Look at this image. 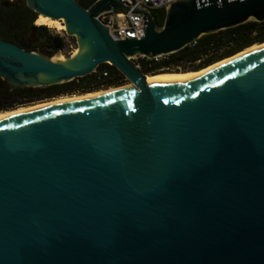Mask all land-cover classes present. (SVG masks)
<instances>
[{"label":"water","instance_id":"1","mask_svg":"<svg viewBox=\"0 0 264 264\" xmlns=\"http://www.w3.org/2000/svg\"><path fill=\"white\" fill-rule=\"evenodd\" d=\"M26 3L77 50L0 38L11 90L103 62L133 86L0 117V264H264V46L182 81L147 82L131 60L262 21L264 0H176L162 25L135 7L144 34L123 39L96 18L121 0Z\"/></svg>","mask_w":264,"mask_h":264},{"label":"trees","instance_id":"2","mask_svg":"<svg viewBox=\"0 0 264 264\" xmlns=\"http://www.w3.org/2000/svg\"><path fill=\"white\" fill-rule=\"evenodd\" d=\"M76 1L88 7L95 0ZM151 11L157 24L162 25L165 9L157 8ZM38 17V13L27 5L26 0H0V38L12 42H23L38 49L45 43H52L54 36L48 27L35 24ZM262 41L264 42V20H248L213 33L203 34L183 48L163 54L157 59L137 56V64L145 74L199 70L201 67H206L226 56H232L233 53L237 54L256 43H263ZM42 48L39 51L44 54L45 51ZM125 79V76L108 62L100 63L95 70L83 76L46 86H25L11 90L9 84L0 78V111L27 105L25 103L31 104L29 102L34 103L33 101L36 100H49L63 94L87 93L102 89L100 87L118 86Z\"/></svg>","mask_w":264,"mask_h":264},{"label":"bare ground","instance_id":"3","mask_svg":"<svg viewBox=\"0 0 264 264\" xmlns=\"http://www.w3.org/2000/svg\"><path fill=\"white\" fill-rule=\"evenodd\" d=\"M39 17L38 19L36 20L35 24L36 25H46V26H49V27H55L57 29H64L65 28V25L64 23L61 21V19H57V18H51L49 16H46V15H43V14H38ZM261 46H264V42L263 43H256L252 46H249L247 48H245L243 51L237 53V54H234L232 56H229V57H226L224 59H221L217 62H214L206 67H203L199 70H202L204 68H207L195 75H192V76H183V77H172V76H163V75H155V76H147L148 74H146V81L147 82H151V81H161V80H164V81H182V80H187V79H190L192 77H195L197 75H200L212 68H215L221 64H223L224 62H227L243 53H246V52H249L251 50H254L258 47H261ZM77 49H75L73 51V53L76 52ZM72 53V54H73ZM66 57L63 55V53L61 52H57L56 56L53 57L52 56V59L54 60H57V59H65ZM215 64V65H214ZM212 65V66H211ZM199 70H194V71H199ZM133 86V83H128L124 86H120V87H115V88H108V89H102V90H96V91H92V92H89V93H84V94H72V95H63V96H59V97H56L54 99H51V100H46V101H42V102H37V103H33V104H29V105H21L19 107H16L14 109H10V110H5V111H1L0 112V117H3V116H7V115H10V114H14V113H18V112H22V111H26V110H30V109H34V108H38V107H44V106H49V105H54V104H61V103H66V102H77V101H82V100H86V99H89V98H93V97H98V96H102V95H106V94H110V93H113V92H117V91H120V90H123V89H126V88H129V87H132Z\"/></svg>","mask_w":264,"mask_h":264},{"label":"built area","instance_id":"4","mask_svg":"<svg viewBox=\"0 0 264 264\" xmlns=\"http://www.w3.org/2000/svg\"><path fill=\"white\" fill-rule=\"evenodd\" d=\"M129 9H109L99 13L96 18L102 22L114 39L126 37L140 38L144 34L145 19L141 13L134 12L133 8L142 7L148 10L166 8L176 0H121ZM198 1V0H197ZM209 1V0H202ZM220 1V0H218ZM71 54L73 51L70 52ZM70 54V55H71ZM162 55L154 56L157 59ZM138 66V64H136ZM95 70V69H94ZM106 74V72H104Z\"/></svg>","mask_w":264,"mask_h":264},{"label":"rangeland","instance_id":"5","mask_svg":"<svg viewBox=\"0 0 264 264\" xmlns=\"http://www.w3.org/2000/svg\"><path fill=\"white\" fill-rule=\"evenodd\" d=\"M48 27V29H49V31H50V33L54 36V37H56V36H58V37H60L61 39H62V41H63V45H62V47L57 51V52H61V53H63V55L65 56V57H67V56H70V52L71 51H74L75 49H77V42H76V38H75V36H73V35H68L66 32H65V30L64 29H57V28H55V27H49V26H47ZM43 47V48H42ZM43 49V51H45V55H49L50 54V56H53V57H55L56 56V54H57V52H55L54 50H53V47H52V43H49V44H47V43H45L44 45H42L39 49ZM39 51V50H38ZM40 52V51H39ZM131 60L135 63V64H137V56H134V57H131ZM218 63V62H217ZM215 65V64H214ZM212 66V65H211ZM139 67V66H138ZM208 68V67H207ZM207 68H204V69H202V70H199V71H194V70H189V71H183V70H179V71H163V72H158V73H156V74H151V73H146V74H148L147 76H155V75H163V76H172V77H183V76H192V75H195V74H197V73H199V72H201V71H203V70H205V69H207ZM128 83H131V82H129L127 79H125L120 85H118V86H111V87H108V88H115V87H120V86H124V85H126V84H128ZM100 88H102V89H108V88H105V87H100ZM100 88H98V89H100ZM102 89H100V90H102ZM95 90V89H94ZM90 92H92V91H90ZM87 93H89V92H87ZM71 94H84L83 92H74V93H71ZM63 95H65V94H63ZM62 95V96H63ZM56 98V97H55ZM52 99H54V98H52ZM49 100H51V99H49ZM36 101H38V102H42V101H40V100H36ZM36 101H33L34 103H37ZM43 101H46V100H43ZM29 103H31V104H33L32 102H29ZM25 104H27V105H29L28 103H25ZM21 105V104H20ZM18 106V105H17ZM19 107V106H18ZM11 108H13V107H11ZM9 110H10V108H8ZM14 109V108H13ZM2 111H5L4 109L2 110ZM1 112V111H0Z\"/></svg>","mask_w":264,"mask_h":264},{"label":"flooded vegetation","instance_id":"6","mask_svg":"<svg viewBox=\"0 0 264 264\" xmlns=\"http://www.w3.org/2000/svg\"><path fill=\"white\" fill-rule=\"evenodd\" d=\"M52 43H53V41H52ZM37 50H39L38 48H36Z\"/></svg>","mask_w":264,"mask_h":264}]
</instances>
